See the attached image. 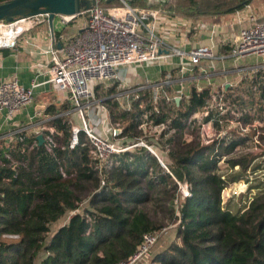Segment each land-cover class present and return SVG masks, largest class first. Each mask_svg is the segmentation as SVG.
<instances>
[{
  "label": "trees",
  "instance_id": "trees-1",
  "mask_svg": "<svg viewBox=\"0 0 264 264\" xmlns=\"http://www.w3.org/2000/svg\"><path fill=\"white\" fill-rule=\"evenodd\" d=\"M126 1L195 20L231 14L252 0ZM99 5L120 3L101 0ZM255 81L264 97V77ZM100 88L93 89L98 98ZM105 91L102 103L108 107L109 122L123 125L116 138L130 141L126 145L139 141L137 129L146 112L153 126L165 125L156 143H148L165 167L145 147L136 146L113 156L115 162L102 185L84 134L70 147L69 115L53 117L47 124L56 141L62 137V145L51 152L45 144L38 145L33 133L15 135L0 147V264H120L135 252L143 235L168 224H176L175 240L148 264H264V191L242 213L221 204L229 182L222 179L218 164L240 141L225 146L182 141L186 121L204 106L209 90L197 92L192 87L185 103L160 104L158 113L147 102L141 108L144 96L133 100L129 109H121V90L114 85ZM258 112L264 121V105ZM46 113L56 115L53 107ZM229 164L233 167L236 162ZM178 183H186L188 197L180 195ZM152 205L166 212L164 224L155 217L156 211L151 215L147 210ZM66 216V223L45 242L51 225Z\"/></svg>",
  "mask_w": 264,
  "mask_h": 264
},
{
  "label": "built area",
  "instance_id": "built-area-1",
  "mask_svg": "<svg viewBox=\"0 0 264 264\" xmlns=\"http://www.w3.org/2000/svg\"><path fill=\"white\" fill-rule=\"evenodd\" d=\"M100 1L97 0V4L91 9L80 12L76 16H56L62 24L69 23L77 16L86 15L87 20L77 36L67 40L59 51H50L46 83L56 92L70 94L74 105L73 110L77 112L82 121V127L72 126L70 147H74L78 143V136L83 133L103 185L105 172L112 165V157L118 153L130 151L136 146L145 147L157 157L163 167L165 166L153 147H148L138 141L135 145L118 149L111 144L108 138L100 135L98 128H94L93 124H90L92 122L90 117H84V112L89 111L96 103L92 87L116 83L121 90L118 98H125L127 101L130 98L132 102L139 99L140 96H144L146 101L141 102V108L144 109V102H147L158 113L160 104L170 105L176 103V100L179 103L187 101L185 86L191 80L187 73L202 61L214 60L215 55L209 46H197L189 51H184L179 47L178 42L168 44L173 35L178 33L182 27L179 16L174 13L161 8L140 9L132 6L126 0H117L120 5L103 8L99 5ZM145 1L151 2V0ZM40 16H43L48 22L46 14ZM37 17L39 16L20 18L12 23L0 22V49L14 46L17 41L15 29L19 23L26 20L34 21ZM226 46L228 52L225 54V58L238 61L255 57L263 62L260 65L250 64L244 71L241 69L242 74L255 73L264 69V22L232 33ZM57 53H60V56H57ZM173 56L187 60L186 63L181 62L178 65L175 77L164 78L156 83H144L134 89L125 86L123 71L128 67L153 64ZM37 86L36 83H32L27 88L23 87L16 77L0 83L1 121L11 122L16 113L29 106L33 101V91ZM228 86L231 87V85ZM172 87L175 89L170 94L168 90ZM195 89L197 92L203 90L199 87H195ZM227 90L228 88H221L216 92L209 93L204 106L186 121L187 128L198 125L197 140L201 145H209L217 141H224L227 144L228 141L235 140L229 138L231 133L240 137L250 131L249 123L241 120L243 115L235 114L234 119L227 117L228 114L230 115L228 104H231L226 102ZM131 102L123 107L129 109ZM231 105L234 106V104ZM102 113L108 119L105 107L102 108ZM231 114L234 112L231 111ZM148 116L147 112L143 114L144 123H151ZM207 118L208 120L205 121ZM50 120L51 118L47 121ZM102 120L98 123H102ZM253 122L252 126L259 125L256 120ZM46 124L37 126L33 134L36 140L37 136L41 135L46 150L51 152L52 148L56 146L53 137L54 130ZM154 127L163 130L165 125ZM231 127L235 129L230 130ZM23 132H26V127H19L12 132V136ZM117 133L118 131L112 129L111 137L115 138ZM6 157L9 159L8 156ZM178 187L182 197L189 196L186 183H178ZM236 194L237 192L234 191L233 195ZM175 204L178 205V202ZM170 228L164 227L159 231L143 235L135 252L120 264H145L144 262L150 256L153 247ZM7 238L16 239L18 236L8 235Z\"/></svg>",
  "mask_w": 264,
  "mask_h": 264
},
{
  "label": "crops",
  "instance_id": "crops-1",
  "mask_svg": "<svg viewBox=\"0 0 264 264\" xmlns=\"http://www.w3.org/2000/svg\"><path fill=\"white\" fill-rule=\"evenodd\" d=\"M179 18L182 27L168 44L178 42L179 47L184 51L197 46H209L215 55L214 60L202 61L187 73L191 80L186 83L185 95L189 97L192 87L207 89L209 93L221 88L229 89L228 85H231L230 89L233 88V83L239 81L242 75L241 71L252 63H248L247 59L234 61L225 58L228 52L226 42L232 33L264 22V0H252L243 9L224 16H205L195 20L180 16ZM85 23L82 16L75 17L67 24H62L59 18L55 17L50 28L45 18L39 16L34 21L26 20L19 23L15 29L17 41L14 46L0 49V83L16 77L23 87L27 88L32 83L38 85L33 91L32 103L16 113L11 122L4 123L0 118V141H3L0 142V147L7 146L11 140H14L15 136H12V132L19 127H26V133H33L37 126L48 124L47 120L53 117L69 115V117L76 116L74 118L77 119L70 94L56 92L46 83L47 65L50 51L61 49L56 47L57 43L64 45L67 40L77 36ZM57 56H60V53H57ZM181 62L186 63L187 60L173 56L153 64L128 67L123 71L125 86L134 89L144 83H156L164 78H173ZM138 69L144 71L142 78L138 75L128 78L129 74ZM174 89L175 87H172L168 92L171 94ZM227 91L230 93V90ZM97 106L95 108L100 110L104 107L101 104ZM49 107L54 108L56 115L51 116L46 113ZM92 110L93 107L89 109L88 114ZM104 118L102 122L104 121V127L108 129L112 124L102 114L101 119ZM70 120L73 121V118ZM105 136L107 138L110 135Z\"/></svg>",
  "mask_w": 264,
  "mask_h": 264
},
{
  "label": "rangeland",
  "instance_id": "rangeland-1",
  "mask_svg": "<svg viewBox=\"0 0 264 264\" xmlns=\"http://www.w3.org/2000/svg\"><path fill=\"white\" fill-rule=\"evenodd\" d=\"M155 0H151V3ZM163 1V0H160ZM140 9H146L141 6H134ZM162 9V8H161ZM164 11H169L168 9H163ZM170 13H173L172 11H169ZM83 19L86 21V15L82 16ZM248 63L257 64L260 65L263 62L259 58L251 57L247 58L246 60ZM257 61V62H255ZM143 70H136L132 72V74H129L128 78H130L132 75H138L140 78L143 76ZM264 77V69H260L255 73H244L240 75L239 81L236 80V83H233V88H229L230 93L227 94V103L234 104L232 106L231 104H228L230 109L228 112H230V115L228 114V118H235V114L243 115L241 117V120L245 123H249L248 128L250 131L245 134L244 136H236L233 133H231V137L234 138L237 141H240L238 145L234 148L231 154L227 156H223L221 161L219 162L218 166L220 168V173L224 176L226 180H228V184L226 185L225 189L221 193V204L225 209H229L233 213L236 211H240L241 213L244 212L248 205L252 202L255 195L258 193L264 191V121L262 120V115L259 114L258 109L262 105H264V97L261 95V91L259 92V89L262 90L260 87V84L255 80L263 79ZM238 81V82H237ZM257 82V83H256ZM256 84V85H255ZM117 86V90L120 89L118 87V84L110 83V84H103L100 85L101 88L98 90V97L94 95L95 104L92 106L93 110L91 112L88 111L84 112V117H90V124L94 128H99V133L102 137L107 136L108 140L111 142V144L115 145L116 148L121 149L123 147H128L130 145H126V143H130L128 140L123 139H116L114 137H111V131L112 129H115L118 131L117 135L120 134L121 128L123 125L121 124H115L111 125L108 129H106V126L104 127V123L102 122L99 124L98 122L102 118V110L98 107L97 104H101L105 107V109L108 112V107H106L102 101L105 99V90L108 87L111 86ZM254 85V86H253ZM259 85V86H258ZM259 87V89H258ZM93 88V87H92ZM239 94L238 98L235 96ZM233 97L236 98L235 101H233ZM104 98V99H103ZM120 100H118L119 105L121 109H126L123 106L128 105L131 101L130 98H128V101L125 98L119 97ZM182 103V102H181ZM169 106V105H168ZM100 107V106H99ZM231 111L234 112V114H231ZM102 113V114H101ZM88 114V115H87ZM87 115V116H85ZM74 117L76 116H70L69 118H73V121L71 120V125H74L75 127H82V121L80 119V116L77 114V119ZM246 118V119H245ZM75 119V120H74ZM143 124L137 129L139 132V141L142 142L144 145L148 146V143L154 142L156 143L159 133L162 131L161 128H155L152 123H144V117ZM102 120V119H101ZM256 120V123H259V125L252 126L253 121ZM109 122V121H108ZM76 123V125H75ZM47 126V124H46ZM72 129V127H71ZM219 129V128H216ZM231 129H235L234 127H231ZM198 125H195L193 128H186L184 131V137H182V141L189 143L191 141L197 140V133H198ZM72 134V132H71ZM30 135V134H29ZM54 135V133H53ZM116 135V136H117ZM257 138H255L256 136ZM234 136V137H233ZM246 136V137H245ZM255 136V137H254ZM239 137V138H238ZM213 138V137H211ZM210 139V138H209ZM55 145L56 147H59L62 145V137H59L56 141ZM126 142V143H124ZM223 146L226 145V142L217 141ZM149 147V146H148ZM133 149V148H132ZM130 149V151H132ZM236 162L235 166H231L229 162ZM115 159L112 157L111 163H114ZM234 191L237 192L236 195L234 194ZM84 195L80 197L81 199H84ZM181 195V194H180ZM87 203H83L80 207V210L85 207ZM147 210L150 211V214L153 215V211H156L155 217L162 222L165 223L164 218L167 217V214L165 211L154 208V206H148ZM68 216L62 218L55 224L51 225L50 227V233L46 236V241L50 238V236L63 224L66 223L68 220ZM176 224H168L166 227H171L169 231L163 235L157 244L153 247L150 256L146 259L144 262L145 264H148L152 257L159 251H162L165 248H168V246L175 240V226ZM179 243V242H178Z\"/></svg>",
  "mask_w": 264,
  "mask_h": 264
},
{
  "label": "water",
  "instance_id": "water-1",
  "mask_svg": "<svg viewBox=\"0 0 264 264\" xmlns=\"http://www.w3.org/2000/svg\"><path fill=\"white\" fill-rule=\"evenodd\" d=\"M117 0H106L107 4ZM97 4V0H9L0 4V22L12 23L20 18H29L40 15L48 16V24L52 28L56 16L72 17L80 12L88 11ZM57 43L56 47L61 48ZM178 105L179 101H175ZM38 145L44 140L41 135L37 136Z\"/></svg>",
  "mask_w": 264,
  "mask_h": 264
}]
</instances>
